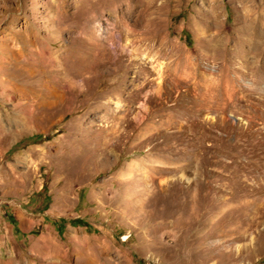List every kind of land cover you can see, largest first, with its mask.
Listing matches in <instances>:
<instances>
[{"label": "rangeland", "instance_id": "obj_1", "mask_svg": "<svg viewBox=\"0 0 264 264\" xmlns=\"http://www.w3.org/2000/svg\"><path fill=\"white\" fill-rule=\"evenodd\" d=\"M131 9L0 0V264H264V0Z\"/></svg>", "mask_w": 264, "mask_h": 264}, {"label": "bare ground", "instance_id": "obj_2", "mask_svg": "<svg viewBox=\"0 0 264 264\" xmlns=\"http://www.w3.org/2000/svg\"><path fill=\"white\" fill-rule=\"evenodd\" d=\"M99 1V0H98ZM116 1V3H118V2H120L121 0H115ZM126 1V3H127V5L128 6H132L134 9L132 10V11H135V14H136V17H135V20L136 21H138V20H141V21H143V19H144V17H146L149 13H150V4L152 5V6H155V1L156 0H124V2ZM132 13H134V12H132ZM250 22V21H249ZM260 27H258L257 29H256V31L255 32H258L257 34H259V35H262L263 33H264V28H263V26H264V23H262V24H258ZM247 33V32H246ZM246 53V52H245ZM13 56H15V55H13ZM12 57V56H11ZM14 58H16V57H14ZM81 58V57H80ZM244 58V57H243ZM8 59H10V58H8ZM234 59V58H233ZM14 60V59H13ZM244 60V59H243ZM3 61H4V59H3ZM7 61V60H6ZM5 61V62H6ZM15 61H18V59H16ZM224 61V60H223ZM8 62V61H7ZM28 62V61H27ZM231 62H232V60H231ZM243 62V61H242ZM12 63V62H11ZM26 63V62H25ZM14 64V63H13ZM227 61H226V63L225 64H223L222 66H221V68H222V70H224L226 67H227ZM5 66V65H4ZM22 68V67H21ZM231 68V67H230ZM220 69V68H219ZM16 70H17V68H16ZM6 71H8V70H6ZM220 71H221V69H220ZM4 72H5V70H4ZM14 73V72H13ZM8 75H10V74H8Z\"/></svg>", "mask_w": 264, "mask_h": 264}, {"label": "trees", "instance_id": "obj_3", "mask_svg": "<svg viewBox=\"0 0 264 264\" xmlns=\"http://www.w3.org/2000/svg\"><path fill=\"white\" fill-rule=\"evenodd\" d=\"M73 222H75L76 224H80L81 222L77 219L73 220Z\"/></svg>", "mask_w": 264, "mask_h": 264}]
</instances>
